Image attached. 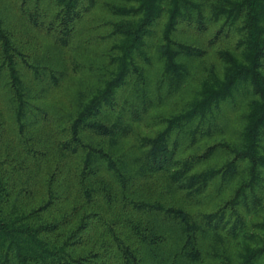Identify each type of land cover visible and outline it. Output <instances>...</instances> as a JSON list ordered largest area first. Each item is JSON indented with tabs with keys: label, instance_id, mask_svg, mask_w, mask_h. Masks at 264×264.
I'll return each mask as SVG.
<instances>
[{
	"label": "trees",
	"instance_id": "1",
	"mask_svg": "<svg viewBox=\"0 0 264 264\" xmlns=\"http://www.w3.org/2000/svg\"><path fill=\"white\" fill-rule=\"evenodd\" d=\"M18 1L16 13L0 5V264H264V0ZM101 3L112 20L93 26L108 32L80 37ZM19 21L53 44L36 53ZM215 23L210 46L239 33L218 48L220 64L178 37ZM63 49L81 78L57 142L39 147L35 133L54 119L45 99L70 72L57 62ZM193 80L158 115L164 128L125 149L134 123ZM8 120L18 153L1 150ZM159 172L190 198L228 195L195 212L132 190Z\"/></svg>",
	"mask_w": 264,
	"mask_h": 264
},
{
	"label": "rangeland",
	"instance_id": "2",
	"mask_svg": "<svg viewBox=\"0 0 264 264\" xmlns=\"http://www.w3.org/2000/svg\"><path fill=\"white\" fill-rule=\"evenodd\" d=\"M18 3V0H0V5L11 6L15 13ZM94 18H97L98 22H108L112 20V16L108 13L104 3L98 4V6L91 10L80 23V37L83 36V38H90L94 34H96L95 30L97 31V33L108 32L107 26H99L94 29V22L92 21V19ZM219 26L220 23L210 25V28L206 33H199L191 27L186 26V28L178 35V37L189 43L207 48L208 53L206 59L214 60L217 64H220L221 61L217 52L218 48H232L239 36V33L235 31L230 39L224 40L219 45L210 46L209 38L213 36L214 32ZM15 32L17 33L19 38L26 43V45L32 47V49L39 54H42L53 44L52 37L31 27L23 21H19V23L15 24ZM98 41V44L105 43V40L103 39H98ZM59 53L60 60H58L57 62H59L60 65H63L62 67H66L67 69H69L70 72L69 76L63 81V83L59 87L55 88L49 94L47 99H45L44 103L50 107V110L54 115V119L41 125L39 132L35 133L36 139L41 140V144L38 145L39 147L43 145V142L46 141L55 143L57 142L58 137L60 136L57 124L61 123L62 125H67L66 114L71 108L72 98L76 88L78 87V80L81 78V75L76 74L72 69H70L69 53L67 52V50H60ZM190 64L196 68L197 72L200 75L203 74V71L200 69L202 65V61L200 59H194L190 61ZM197 84L198 83L196 81H191L188 88L184 89L175 96V101L170 102L168 105L163 107L152 108L139 122L134 123L132 134L124 140V148L127 149L130 153H134L136 151V146H134V143L136 142V138L139 135H154L160 129L164 128L165 124L158 120V115L160 113L174 109L176 101L181 98L190 96L194 88H197ZM38 101L40 102V100ZM4 113L7 114L6 112ZM240 123L241 121L239 119L238 112L232 113L231 122L228 129L229 136H232L236 133L237 128L240 127ZM12 137H14V125L10 120H8L5 142L1 149L3 152L13 149V153H18L19 150L17 146L14 145V142H12ZM211 142H214V140H212ZM14 147H16V149ZM41 164V173L47 172L49 168H51L54 164L53 157L50 156L46 160H43ZM104 174L108 176L106 177V179L110 178L112 183L115 184L112 176H109L108 173L105 172ZM132 190L140 191L142 192V194L153 197L154 199L159 198L168 202L182 203L188 209L195 212L216 208L219 205L222 197L228 195L227 192L219 196L216 190H214L212 187H209L201 196L190 198L185 194L184 191H182L174 183H172L168 173L166 172H159L151 177L143 178L137 181V183L132 187Z\"/></svg>",
	"mask_w": 264,
	"mask_h": 264
}]
</instances>
